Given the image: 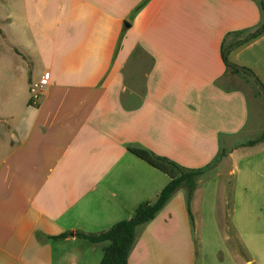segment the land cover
I'll return each instance as SVG.
<instances>
[{
  "label": "crops",
  "instance_id": "0c3cea01",
  "mask_svg": "<svg viewBox=\"0 0 264 264\" xmlns=\"http://www.w3.org/2000/svg\"><path fill=\"white\" fill-rule=\"evenodd\" d=\"M263 21L260 0H0L27 91L46 77L36 100L28 92L22 109L0 113V264H87L95 243L72 232L128 217L168 180L129 146L156 151L185 131H218L239 95L247 112L243 93L220 81L223 41ZM236 45L232 62L264 85V30ZM157 214L136 227L127 264H264L231 246L197 262L198 236L176 234L168 207Z\"/></svg>",
  "mask_w": 264,
  "mask_h": 264
},
{
  "label": "rangeland",
  "instance_id": "374dc122",
  "mask_svg": "<svg viewBox=\"0 0 264 264\" xmlns=\"http://www.w3.org/2000/svg\"><path fill=\"white\" fill-rule=\"evenodd\" d=\"M233 38H224V48L232 43ZM0 39V113L8 109L19 111L29 92L25 87V67L5 46L6 40L1 32ZM236 46L223 53L227 63H233ZM220 81L224 87L237 88L243 93L247 112L239 95L238 114L233 113L232 124L229 117L218 131L213 128L185 131L174 146H157L156 151L168 154L159 155L178 165L203 170L196 179L189 212L182 187L171 194L162 210L168 207L173 211L179 223L176 234L182 235L186 228H191V233L198 236L197 262L202 263L204 253L207 257L224 256L230 246L244 256L248 253L264 260V142L240 147L247 139L264 132V95L251 75L240 69L234 71L227 67ZM0 128L8 129L6 120L0 119ZM260 141H264V137ZM159 176L163 178V175ZM156 216L159 217V213ZM245 241H248V247ZM97 245L95 243L92 247L95 250L88 253L87 264L97 261Z\"/></svg>",
  "mask_w": 264,
  "mask_h": 264
},
{
  "label": "trees",
  "instance_id": "16d2710c",
  "mask_svg": "<svg viewBox=\"0 0 264 264\" xmlns=\"http://www.w3.org/2000/svg\"><path fill=\"white\" fill-rule=\"evenodd\" d=\"M260 3L262 9L264 10V0H260ZM263 30L264 21L257 28L251 31L248 36L241 39L238 44L257 36ZM223 48L224 46L222 47V51ZM223 60L230 70L237 71V69H240L247 74L253 75L251 69L247 66L240 65L242 68H237L230 63H227L224 55ZM254 80L256 81L258 78L255 77ZM261 85L264 88L262 83ZM29 99L27 102L30 104ZM263 137L264 132L257 137L247 139L241 145H253L260 141ZM128 150L151 166L165 173L168 176V180L159 189L153 200H143L139 202L128 217L117 220L108 227L98 231L85 232L82 230H74L72 232V235L75 237L85 239L91 243L105 242L102 246L101 257L96 264H127V256L135 236L136 227L153 218L171 194L179 187L184 189L186 209L189 212V203L196 187V179L203 171L200 168L182 167L173 160L165 156L155 154L142 147L129 146ZM69 233L70 232L66 230L57 234L49 235L48 237L58 238L69 235Z\"/></svg>",
  "mask_w": 264,
  "mask_h": 264
},
{
  "label": "built area",
  "instance_id": "2783aa9c",
  "mask_svg": "<svg viewBox=\"0 0 264 264\" xmlns=\"http://www.w3.org/2000/svg\"><path fill=\"white\" fill-rule=\"evenodd\" d=\"M46 82V77L41 76L37 83H33L32 86H29V98L31 100H36L39 94V87L41 84Z\"/></svg>",
  "mask_w": 264,
  "mask_h": 264
},
{
  "label": "water",
  "instance_id": "95a60500",
  "mask_svg": "<svg viewBox=\"0 0 264 264\" xmlns=\"http://www.w3.org/2000/svg\"><path fill=\"white\" fill-rule=\"evenodd\" d=\"M248 35H249V33H248L246 36H248ZM246 36H243V37H241L240 39H238V40L232 42L231 44H229L228 46H226V47L223 49V53H225L229 48L235 46V45H236L241 39H243V38L246 37ZM230 64L233 65V66H235V67H237V68H242V67H241L240 65H238V64H234V63H230ZM252 77L255 78L254 75H252ZM256 84H257V86L259 87V89L261 90V92H262L263 95H264V88L262 87L261 83H260L258 80H256Z\"/></svg>",
  "mask_w": 264,
  "mask_h": 264
}]
</instances>
